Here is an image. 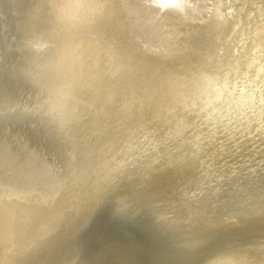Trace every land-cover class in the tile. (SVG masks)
I'll return each instance as SVG.
<instances>
[{
    "label": "rangeland",
    "instance_id": "obj_1",
    "mask_svg": "<svg viewBox=\"0 0 264 264\" xmlns=\"http://www.w3.org/2000/svg\"><path fill=\"white\" fill-rule=\"evenodd\" d=\"M66 1L0 0V264H220L225 256L221 264H249L250 259V264L253 259L264 264V0H236L233 11L229 0L203 2L207 8L199 24L190 27L193 31L184 25L181 31L185 40L194 33L187 50L193 47L195 65L183 88L173 92L168 88L172 78L150 73L168 54L160 49V40L147 36L152 26L146 25L144 2L129 5L130 15H120L125 21L117 16L124 25L117 21L116 43L109 44L88 34L86 39L84 31L76 30L74 11L82 0ZM179 1L171 5L180 13L204 5L199 0ZM243 37L245 44L237 51ZM121 44L145 49L143 55L154 63L128 60L120 54ZM107 51L116 53L118 60ZM95 58L103 62L97 64ZM77 65L82 72L74 71ZM99 65H106L103 71ZM107 71L109 75H103ZM70 85L92 91L75 87L78 93ZM72 96L77 100L68 99ZM101 96L107 97L109 104L102 98L110 108ZM97 99L108 113L102 107L98 111L101 103L92 101ZM91 106L103 117L91 109L92 116ZM117 111L125 117L120 120ZM64 177L72 180L71 186ZM105 215L119 222L117 231L98 227V218Z\"/></svg>",
    "mask_w": 264,
    "mask_h": 264
},
{
    "label": "bare ground",
    "instance_id": "obj_2",
    "mask_svg": "<svg viewBox=\"0 0 264 264\" xmlns=\"http://www.w3.org/2000/svg\"><path fill=\"white\" fill-rule=\"evenodd\" d=\"M69 1V0H68ZM68 1H66V2H68ZM74 1V0H73ZM72 1V2H73ZM154 1V0H153ZM153 1H151V0H148L146 3L147 4H149V6H151V8H153V10L152 11H148L149 13H147V14H149V15H147V16H149V18H148V22L149 23H151L152 22V25H150V26H152L151 27V30H150V33H151V35H147V31L145 32V34H143L144 36L145 35H147L148 37L149 36H152V38L151 39H153V40H151L150 39V41H154L155 39L156 40H160L162 43L161 44H163L162 45V47L160 48V49H162V51L164 50L167 54H168V56L166 57V56H164L163 58L161 57V56H163V55H161L160 57L161 58H159V60L158 61H160V64L158 65H154V68H155V70L154 71H152V72H150L151 74H154V75H156V74H158V75H160V76H166V77H170V80H171V78L174 80V82L171 80V82L169 83V86H168V88L170 89V90H172V92L174 91V90H178V88H180V87H182L184 84H186L187 83V81H188V76H189V73H190V70L192 69V67L195 65L194 64V60H196V59H193V57L191 58V55L193 54L194 55V53H192L190 50H192L193 49V47H192V49H190V50H187V48H189V46H188V41L190 40V38H191V36L194 34V33H192L191 35H189L188 37H187V40H185L184 38H183V35L181 34V31H182V28H183V30H184V25L185 26H187V28H190V27H192V28H194L195 27V25L196 24H199V18L202 16V14L205 12V10H206V8H207V4H204L203 2L205 1V0H199V3H203L204 5H202V8L200 9V5H199V9H195V8H188V10L186 11V13L184 12V10H182L181 11V13H180V10L178 11V10H176L172 5H171V3L172 4H175L174 3V0L172 1V2H170V4H168L167 2H161V1H158V0H156V2L154 3ZM170 1V0H169ZM177 1V0H176ZM182 1V0H181ZM186 1V0H185ZM188 2H192L193 0H187ZM208 1V0H207ZM49 2V1H48ZM81 2V6L78 8V9H76V11H74L75 13V16L77 15L78 16V18H77V22L75 23V27H76V30L78 29V31H84L85 33V35L83 34V33H81L80 35L82 36V34H83V36H85L86 37V34H88V35H91V36H96L97 38H99V40H103V41H105V42H109V44H110V42H112V43H116L115 41L117 40H115V38H116V36L115 35H117V33L115 34V32L118 30V28H117V26H116V28H117V30H116V28H115V24L116 23H118L120 20L121 21H125L124 19L122 20L120 17V15H122L123 13L124 14H129L130 15V13L129 12H127L126 10L130 7L129 5H131V6H134V7H136V4L134 3V0H82V1H80ZM178 2H180L179 0H178ZM177 2V3H178ZM194 2V1H193ZM197 2V1H196ZM59 3V2H58ZM130 3V4H129ZM181 3H183V2H181ZM198 3V4H199ZM49 4H50V2H49ZM52 4H53V2H52ZM55 5H56V3H54ZM70 3H68V5H69ZM73 4V3H72ZM187 4V3H186ZM185 4V5H186ZM193 4V3H192ZM191 4V5H192ZM74 5V4H73ZM126 5V9L124 10V9H122V8H124L123 6H125ZM176 5V4H175ZM181 5H184V4H181ZM180 5V6H181ZM189 5V4H188ZM60 6V5H59ZM178 6V5H177ZM194 6H197V5H194ZM193 6V7H194ZM55 7V6H54ZM65 7H67V6H65ZM71 7V6H70ZM78 7V6H77ZM76 6H75V8H77ZM133 7V8H134ZM184 7V6H183ZM190 7V6H189ZM192 7V6H191ZM60 8H61V6H60ZM69 8V7H68ZM74 8V9H75ZM176 8H178L179 9V7H176ZM181 8H182V6H181ZM185 8V7H184ZM183 8V9H184ZM197 8H198V6H197ZM141 10H139V12H140ZM53 12V11H52ZM64 12V11H63ZM139 12H137V14L139 13ZM50 13H51V11H50ZM163 14L162 16H157L158 14ZM191 13H193L192 15H191ZM52 14V13H51ZM73 14V15H74ZM55 15H58V14H55ZM68 15H70V13L68 14ZM72 15V14H71ZM70 15V16H71ZM128 15V16H129ZM140 15H143V14H141L140 13ZM146 15V14H145ZM145 15H144V18H145ZM51 16H54L53 14L51 15ZM117 16H119V18H120V20H118L119 18L117 17ZM146 16V17H147ZM151 16V17H150ZM62 17V16H61ZM124 16H122V18H123ZM127 17V16H126ZM132 17V16H131ZM141 17V16H140ZM143 17V16H142ZM53 18V17H52ZM60 18V17H59ZM69 18V17H68ZM71 18V17H70ZM72 18H75V17H72ZM127 18H129V20H130V17H127ZM138 18H139V14H138ZM55 19V18H54ZM53 19V20H54ZM57 19V18H56ZM65 20V19H64ZM135 20V19H134ZM142 20V19H141ZM140 20V21H141ZM144 20H146V18L144 19ZM144 20L142 21V22H144ZM58 21V20H57ZM74 21V20H73ZM118 21V22H117ZM120 21V22H121ZM126 21H127V19H126ZM132 21V20H131ZM136 21H138V19L136 20ZM135 21V22H136ZM54 22H55V20H54ZM53 22V23H54ZM66 22V21H65ZM119 22V23H120ZM133 22V21H132ZM132 22H130V23H132ZM139 22V21H138ZM146 22V21H145ZM52 23V24H53ZM67 23V22H66ZM118 23V24H119ZM127 23V22H126ZM129 23V22H128ZM134 23V22H133ZM132 23V24H133ZM216 23V22H215ZM58 24H59V22L57 23V27H58ZM121 24V26L122 25H124V23H120ZM67 25H68V23H67ZM72 25V24H71ZM127 25V24H126ZM131 25V24H130ZM134 25V24H133ZM53 26H54V24H53ZM119 26V25H118ZM129 26V25H128ZM207 26V25H206ZM60 27V26H59ZM70 27V25L67 27V29ZM140 27H142V28H144L145 30L146 29H148V28H146V26L144 25H141ZM54 28H56V25H55V27ZM65 28V27H64ZM73 28V27H72ZM72 28H71V30H72ZM120 28H122V27H119V30H120ZM128 28V27H127ZM130 28V27H129ZM128 28V29H129ZM60 29H62V28H60ZM59 29V30H60ZM123 29H125V27L123 28ZM191 29V28H190ZM189 29V30H190ZM56 30H58L57 28H56ZM58 30V31H59ZM66 30V29H65ZM64 30V31H65ZM127 30V29H126ZM130 30V29H129ZM143 30V29H142ZM186 30H188V29H186ZM64 31H63V33H64ZM69 31V30H68ZM67 31V32H68ZM72 31H74V29L72 30ZM185 31V30H184ZM191 31H193V29H191ZM55 32V31H54ZM57 32V31H56ZM66 32V31H65ZM76 32V31H75ZM124 32H126V31H124L123 30V32H122V34L121 35H123L124 34ZM194 32H196V31H194ZM202 32V31H201ZM74 33V32H73ZM79 33V32H78ZM197 33V32H196ZM59 34V33H58ZM68 35H70L69 34V32L67 33ZM77 34V33H76ZM76 34H75V36H76ZM118 34H120V33H118ZM129 34V33H128ZM184 34V33H183ZM188 34V33H187ZM65 35V34H64ZM120 35V36H121ZM124 35H127V33H125ZM123 35V36H124ZM130 35V34H129ZM81 36H78L77 35V37H80V39L82 38ZM119 36V37H120ZM146 36V37H147ZM201 36V35H200ZM61 37V36H60ZM67 37V36H66ZM65 37V38H66ZM72 37L74 38V36L72 35ZM71 37V38H72ZM115 37V38H114ZM118 37V38H119ZM125 37V36H124ZM127 37V36H126ZM125 37V38H126ZM129 37H131V36H129ZM145 37V38H146ZM147 37V38H148ZM203 37V36H202ZM58 39H59V37H57ZM121 38V37H120ZM125 38H123L124 40H125ZM132 38V37H131ZM194 38V37H193ZM201 38V37H200ZM70 39V38H69ZM76 39V38H75ZM78 39V38H77ZM86 39H87V37H86ZM122 39V40H123ZM61 40V39H60ZM67 39H65V41H66ZM79 40V39H78ZM82 40V39H81ZM84 40V39H83ZM96 40V39H95ZM144 40V39H143ZM155 40V41H156ZM185 40V41H184ZM199 40V39H198ZM64 41V40H63ZM71 41V40H70ZM76 41V40H75ZM84 41H87V40H84ZM92 41V40H91ZM133 41V40H132ZM148 41H149V39H148ZM150 41L148 42V43H150ZM209 41V40H208ZM67 42V41H66ZM80 42V41H79ZM88 42H90L89 40H88ZM87 42V43H88ZM93 42V41H92ZM129 42V41H128ZM135 42V41H134ZM134 42H132V43H134ZM141 43H142V41H140ZM157 42V41H156ZM190 42V41H189ZM55 43V42H54ZM59 43H60V41H59ZM59 43H58V45H59ZM68 43V42H67ZM71 43H73L72 41L70 42V44H68L69 46L71 45ZM78 43V42H77ZM76 43V44H77ZM81 43H84V42H81ZM87 43H84V44H87ZM106 43V45H108ZM120 43H122V41L120 42ZM127 43V42H126ZM140 43V44H141ZM156 44L155 42H152V44ZM158 43V42H157ZM181 43H183L184 45H185V47H183V45L181 44ZM201 43V42H200ZM64 43H62L61 45H63ZM66 44V43H65ZM75 44V45H76ZM125 44V43H124ZM123 44V45H124ZM152 44H150V45H152ZM202 44V43H201ZM58 45H57V47H58ZM60 45V46H61ZM67 45V44H66ZM73 45V44H72ZM74 45V46H75ZM101 45V44H100ZM113 45H115V44H113ZM122 45V44H121ZM122 45V46H123ZM126 45V44H125ZM125 45H124V47H125ZM198 45V44H197ZM205 45V44H204ZM54 46V45H53ZM77 47H76V50L77 49H79V47H78V45H76ZM81 46H83L82 44H81ZM84 46H86L85 48H88L87 47V45H84ZM93 46V45H92ZM110 46V45H109ZM111 46H112V44H111ZM117 46V45H116ZM127 46V45H126ZM137 46H139V45H137ZM136 46V47H137ZM146 46V45H145ZM149 46V45H148ZM159 46V45H158ZM157 45H156V47H158ZM65 47V46H64ZM68 47V46H67ZM66 47V48H67ZM98 47V46H97ZM105 47V46H104ZM113 47V46H112ZM115 47V46H114ZM113 47V48H114ZM119 47V46H118ZM130 47V46H129ZM150 48H151V46H149ZM149 47H148V49H149ZM69 48V47H68ZM72 48H73V46H72ZM81 48V47H80ZM92 48V47H91ZM95 48V47H94ZM116 48V47H115ZM114 48V49H115ZM121 48V47H120ZM119 48V49H120ZM132 48V47H131ZM153 48V47H152ZM191 48V47H190ZM70 49V48H69ZM68 49V50H69ZM93 49V48H92ZM92 49H90V51L92 50ZM105 49V48H104ZM107 49V48H106ZM118 49V50H119ZM134 49H135V47H134ZM141 49V48H140ZM144 49V48H143ZM148 49H147V51H148ZM166 49V50H165ZM62 51H63V49H61ZM61 50H59V51H61ZM66 49H64V51H65ZM71 50V49H70ZM73 50H75V49H73ZM76 50H75V52H76ZM142 50V49H141ZM145 50V49H144ZM144 50H143V53H144ZM158 50V49H157ZM53 51H54V49H53ZM57 51V50H56ZM67 51V50H66ZM80 50H78L77 52H79ZM89 51V50H88ZM115 51V50H114ZM134 51V50H133ZM70 52V51H69ZM80 52H82V50L80 51ZM94 52V51H93ZM104 51L103 50H99V54L102 56L104 53H103ZM106 52V51H105ZM108 52V51H107ZM119 52V51H118ZM117 52V53H118ZM150 51H148V53H149ZM155 51H153V53H154ZM159 52V51H158ZM68 53V52H67ZM83 53H84V51H83ZM91 53V52H90ZM96 53V52H95ZM103 53V54H102ZM113 55H114V57H116V59L118 60V58H117V55H116V53H113V52H111ZM110 52H108V54H111ZM163 53V52H162ZM72 54V53H71ZM73 54H74V56H75V53L73 52ZM78 54V53H77ZM88 54V53H87ZM107 54V55H108ZM111 54V55H112ZM121 54V53H120ZM152 54V53H151ZM161 54V53H160ZM159 54V55H160ZM165 54V53H164ZM93 55V54H92ZM92 55H90L89 54V56H92ZM146 55V54H145ZM192 55V56H193ZM54 56V55H53ZM70 56V55H69ZM73 56V57H74ZM78 56V55H77ZM104 56V55H103ZM105 56H106V54H105ZM104 56V57H105ZM149 56V55H148ZM155 56H156V53H155ZM55 57V56H54ZM64 57V56H63ZM73 57H70L71 59L73 58ZM94 57H97V55L95 54V56ZM113 57V56H112ZM168 58L169 57V60H165L166 58ZM201 57V56H200ZM92 58V57H91ZM106 58H107V56H106ZM110 58V57H109ZM121 58V57H120ZM126 58V57H125ZM155 58V57H154ZM58 59V58H57ZM68 59H69V57H68ZM96 59V58H95ZM102 59V58H101ZM108 59V58H107ZM112 59V58H111ZM132 59H133V57H132ZM152 59V58H151ZM78 60V59H77ZM76 60V61H77ZM91 61V59L89 58V60L88 59H86L85 58V61ZM93 60V59H92ZM105 60V59H104ZM126 60V59H125ZM125 60L124 61H121V62H125ZM128 60H130L129 58H128ZM128 60H126V61H128ZM153 60V59H152ZM63 61V60H62ZM84 61V62H85ZM101 60H99V62H100ZM109 61V60H108ZM108 61H106L107 63H109ZM116 61V60H115ZM135 61V60H134ZM137 61V60H136ZM157 61V62H158ZM187 61V62H186ZM68 62V61H67ZM70 62V61H69ZM98 62V59H96V63ZM98 62V63H99ZM101 62H103V61H101ZM106 62H104L105 64H106ZM129 62V61H128ZM128 62H126V63H128ZM132 62V61H131ZM131 62H129V63H131ZM140 62V61H139ZM156 62V61H155ZM57 65H58V63L57 62H55ZM54 63V64H55ZM61 64L60 65H62V62H60ZM63 63H66L65 61L63 62ZM86 63V62H85ZM92 63V62H91ZM96 63H94V66L93 67H96L95 66V64ZM97 63V64H98ZM128 63V64H129ZM133 63V62H132ZM131 63V64H132ZM137 63H138V61H137ZM69 64V63H68ZM71 64H72V62H71ZM89 64H90V62H89ZM101 64H103V63H101ZM123 64V63H122ZM133 64H135V63H133ZM64 65V64H63ZM66 65V64H65ZM73 65H74V62H73ZM86 65H87V63H86ZM86 65H83V66H86ZM104 65V64H103ZM109 65V64H108ZM113 65V64H112ZM116 65H117V63H116ZM55 66V65H54ZM53 66V67H54ZM68 66V65H67ZM90 67H91V64L89 65ZM98 66V65H97ZM99 66H101V65H99ZM106 66V65H105ZM105 66H101L103 69L102 70H100V71H103L104 70V68H105ZM139 66H140V64H139ZM143 66V65H142ZM79 67H81V66H79ZM79 67H78V65L76 66V69L74 70V71H78L79 73H80V71H81V69H80V71H79ZM87 67V66H86ZM126 67V66H125ZM150 67V66H149ZM60 68V67H59ZM66 68V67H65ZM70 68L72 69V67L70 66ZM109 68H110V66H109ZM116 68V67H115ZM118 68V67H117ZM142 68V67H141ZM146 68V67H145ZM56 69H57V67H56ZM56 69H55V71H56ZM62 69H64V67L62 68ZM62 69H61V72H62ZM69 69V68H68ZM71 69H70V71H71ZM99 69H101V68H99ZM98 69V70H99ZM111 69H114V67L113 68H111ZM134 69V68H133ZM153 69V68H152ZM95 70V69H94ZM97 70V69H96ZM95 70V71H96ZM60 71V70H59ZM65 71H66V69H65ZM74 71H71V73L72 72H74ZM94 71V72H95ZM114 71V70H113ZM112 71V72H113ZM53 72H54V69H53ZM60 72V73H61ZM82 72V71H81ZM90 72V71H89ZM92 72H93V70H92ZM94 72L92 73V76H93V74H94ZM96 72H98V71H96ZM106 72V71H105ZM104 72V74L103 75H105V74H107V75H109L108 74V71H107V73H105ZM111 71H110V73H112ZM123 72V71H122ZM64 73V72H63ZM69 73V72H68ZM84 73L86 74V72L84 71ZM88 73V72H87ZM142 73V72H141ZM66 74H67V71H66ZM84 74V75H85ZM89 74V73H88ZM88 74H86V75H88ZM113 74V73H112ZM127 74V73H126ZM57 75H59L58 73H57ZM62 75V74H61ZM83 75V74H82ZM90 75V74H89ZM63 76H65L66 77V75H63ZM70 76H73L72 74L70 75ZM69 75H68V77H70ZM78 76V75H77ZM95 77H97V75H94ZM99 76V75H98ZM124 76V75H123ZM151 76V75H150ZM149 76V77H150ZM68 77H66V79L68 78ZM74 78H75V76H73ZM80 77V76H79ZM89 77H91V76H89ZM88 77V78H89ZM95 77L93 78V80H95ZM114 77V76H113ZM55 78H57V76H55ZM64 78V77H63ZM62 78V76H61V80L63 79ZM70 78H72V77H70ZM78 78V77H77ZM76 78V79H77ZM146 78V77H145ZM154 78H156V76H154ZM82 79H86V77H84V78H82ZM82 79H80L79 78V80H81L82 81ZM101 78L99 77V79H97V81L98 80H100ZM104 78H102V80H100V84L101 85H103L101 82L103 81V82H105L104 80H103ZM125 79V78H124ZM148 79H151V77L150 78H148ZM157 79V78H156ZM159 79V78H158ZM58 80H60V78L58 77ZM60 80V81H61ZM68 80V79H67ZM72 80V79H71ZM87 80V79H86ZM111 80V79H110ZM118 80V79H117ZM136 80V79H135ZM169 80V81H170ZM70 81V80H69ZM76 80L74 79L71 83H72V86L74 85L73 84V82H75ZM81 81H78V82H81ZM88 81H89V79H88ZM88 81H83L82 83L84 84L85 82H87L88 83ZM92 81V80H91ZM158 81V80H157ZM62 82V81H61ZM77 82V83H78ZM116 82V81H115ZM145 82H148V81H145ZM162 82V81H161ZM68 83V82H67ZM70 83V84H71ZM82 83H80V85L82 84ZM86 83V84H87ZM90 83V82H89ZM149 83H150V80H149ZM85 84V85H86ZM90 84H92L90 87L92 88H95L96 89V87L97 88H99L100 89V85L98 86H96L95 84H93V83H90ZM167 84V83H166ZM84 85V86H85ZM116 85V84H115ZM126 85V84H125ZM146 85V84H145ZM161 85V84H160ZM60 86H61V84H60ZM68 86V85H67ZM72 86L70 85V88L71 89H73V88H75V87H77V86H75V87H73L72 88ZM95 86V87H94ZM103 86H105V87H103L104 89H103V91L106 89V85H103ZM123 86V85H122ZM151 86V85H150ZM143 87H144V85H143ZM163 87V86H162ZM66 88V87H65ZM77 88H82V89H80V90H82V92L84 91V89L85 88H87V90L88 89H91V88H89V87H82V86H80V87H77ZM77 88H75L76 90H77ZM152 88H153V86H152ZM151 88V89H152ZM183 88V87H182ZM63 89H64V87H63ZM69 89V88H68ZM75 89H73V90H75ZM99 89H97L96 91V93H99V96L101 95V94H103V93H101L100 94V92H99ZM110 89V88H109ZM145 89V88H144ZM72 90V91H73ZM75 90V91H76ZM107 90V89H106ZM105 90V91H106ZM146 90V89H145ZM153 90V89H152ZM182 90V89H181ZM65 91V90H64ZM66 91H68V92H71V90L69 91V90H67L66 89ZM73 92V94L74 93H76V92ZM78 91V90H77ZM91 91H92V89H91ZM94 91V90H93ZM149 92H151L150 90H148ZM158 91V90H157ZM82 92L80 91V94H82ZM84 92H86V89H85V91ZM108 92V91H107ZM141 92V91H140ZM154 92V91H153ZM152 92V93H153ZM78 93H79V91H78ZM90 93V92H89ZM93 94L95 93V92H92ZM92 93H90V94H92ZM96 93L94 94L95 96H96ZM145 92L143 91V94H144ZM182 93V92H181ZM65 94V93H64ZM69 94V93H68ZM67 94V95H68ZM85 94V93H84ZM88 94V92L85 94V96ZM104 94H105V92H104ZM107 94V93H106ZM105 94V95H106ZM122 94H124V93H122ZM149 94V93H148ZM156 94V93H155ZM162 94V93H161ZM70 95V94H69ZM89 95V94H88ZM88 95L86 96V97H88ZM92 96V98L94 97V99L96 100V98H95V96ZM113 95V94H112ZM133 95V94H132ZM136 95V94H135ZM146 95V94H145ZM175 95V94H174ZM181 95V94H180ZM65 96H66V94H65ZM81 96V95H80ZM84 96V97H85ZM99 96L97 95L96 97H98L99 98ZM149 96V95H148ZM147 96V97H148ZM150 96H152V95H150ZM149 96V97H150ZM182 96V95H181ZM83 97V96H82ZM81 97V98H82ZM102 97H104V96H101L100 98H102ZM107 97H109L108 95H107ZM107 97L105 96L104 98V100H106L107 99ZM143 97H144V95H143ZM159 97V96H158ZM166 97V96H165ZM173 97V96H172ZM66 98H67V96H66ZM69 98H73V100L74 99H76L77 100V98H75V96H72V97H68V99ZM80 98V97H79ZM91 98V99H92ZM112 98H114V97H112ZM130 98V97H129ZM146 98V97H145ZM160 98H161V96H160ZM171 98V97H170ZM83 99V98H82ZM81 99V100H82ZM89 99V98H88ZM140 99H141V96H140ZM152 99V98H151ZM150 99V100H151ZM79 100V99H78ZM84 100H85V98H84ZM95 100H92L93 101V103H94V105H96L97 103H98V99H97V101H95ZM102 100H103V98H102ZM103 100V101H104ZM148 100V99H147ZM153 100V99H152ZM151 100V101H152ZM172 100V99H171ZM70 101H72V100H70ZM80 101V100H79ZM88 101H90L91 102V104H92V101L91 100H88ZM101 101V100H100ZM99 101V102H100ZM133 101V100H132ZM145 101V100H144ZM166 101H167V99H166ZM74 103H76L75 101H73ZM86 102H87V100H86ZM127 102V101H126ZM131 102V101H130ZM143 102V101H142ZM147 102H150V101H147ZM169 102V101H168ZM171 102V101H170ZM73 103V104H74ZM81 103V102H80ZM101 104H97L96 106H98L99 105V109H98V111L101 109L100 107H102L103 108V106H102V102H100ZM104 103H105V101H104ZM110 102H108V99H107V104H109ZM145 103H146V101H145ZM145 103H144V105H145ZM166 104H168L167 102H165ZM174 103H175V101H174ZM79 104V103H78ZM88 104H89V102H88ZM161 104V103H160ZM178 104H180V102L178 103ZM74 105H77V104H74ZM73 105V106H74ZM79 105H83L82 103L81 104H79ZM84 105H86V104H84ZM83 105V106H84ZM93 105V106H94ZM119 105V104H118ZM175 105V104H174ZM181 105V104H180ZM179 105V106H180ZM87 106H89V105H87ZM87 106H86V108H87ZM105 107H107L106 106V103H105V105H104ZM110 106L111 105H109L108 107L110 108ZM117 106V105H116ZM122 106V105H121ZM127 106V105H126ZM163 106V105H162ZM161 106V107H162ZM178 106V107H179ZM77 107V109L75 108V106H74V109H76L77 111H79V109H80V107H78V106H76ZM85 107V106H84ZM125 107V106H124ZM175 107V106H174ZM174 107H173V109H174ZM181 107V106H180ZM180 107H179V109H180ZM89 108V107H88ZM87 108V109H88ZM93 108H95V107H93ZM92 108V106H91V108L89 109V111H91V109H93ZM109 108L107 109V110H105L104 108H103V110L106 112V113H108L109 111ZM122 108V107H121ZM157 108V107H156ZM160 108V107H159ZM164 108V107H163ZM168 108H171V107H169L168 106ZM84 109V108H83ZM96 109V108H95ZM112 109V108H111ZM110 109V110H111ZM114 109V108H113ZM117 109V108H116ZM165 109V108H164ZM126 110H127V108H126ZM125 110V111H126ZM160 109H158V111H159ZM167 111L169 110V109H166ZM177 110V109H176ZM176 110L174 109V111H175V113H176ZM93 111H95V112H97L98 114H101V113H99L98 111H96V110H94L93 109ZM102 111V110H101ZM100 111V112H101ZM108 111V112H107ZM112 111V110H111ZM110 111V112H111ZM120 111H124V110H120ZM163 111V110H162ZM162 111L159 113V115L162 113ZM166 111V112H167ZM179 111V110H178ZM85 112V110L83 111V113ZM103 112V111H102ZM118 112V111H117ZM86 113V115H87V112H85ZM93 112L91 111V114H92ZM119 113L120 112H118V115H119ZM126 113V112H125ZM181 113V112H180ZM111 114V113H110ZM109 114V115H110ZM115 114V113H114ZM173 114H174V112H173ZM172 114V115H173ZM90 115V114H89ZM89 115L87 116V119H89ZM95 115V113L94 114H92V116H94ZM97 115V114H96ZM102 116L101 117H103V113L101 114ZM109 115H105V118H106V116H109ZM113 115V114H112ZM117 115V116H118ZM162 115V114H161ZM163 115H164V113H163ZM164 116H166V113H165V115ZM164 116H162V117H164ZM168 117L169 116H171V115H167ZM166 116V117H167ZM177 116V115H176ZM179 116L182 118V115H179V113H178V117L177 118H179ZM100 117V116H99ZM99 117L97 116V120H98V122L100 121L99 120ZM115 117H116V115H115ZM120 117H123L122 116V114L121 115H119V119H120ZM125 117V116H124ZM123 117V118H124ZM157 117V116H156ZM160 117V116H159ZM158 117V118H159ZM94 118H95V120H94ZM94 118H91V121H92V119L94 120V121H96V117H94ZM110 118V117H109ZM116 118H118V117H116ZM115 118V119H116ZM152 118V117H151ZM165 118V117H164ZM170 118V117H169ZM172 118H173V116H172ZM174 118H176V117H174ZM118 119V120H119ZM162 119V118H161ZM171 119V118H170ZM170 119H168L169 121H172V120H170ZM102 120V119H101ZM107 120H109V119H107ZM121 120V119H120ZM123 120V119H122ZM167 120V118L165 119V121L167 122L168 121ZM174 120V119H173ZM178 120V119H177ZM177 120H176V122H177ZM182 120V119H181ZM180 120V121H181ZM114 121V120H113ZM117 121V120H116ZM102 122H104V121H102ZM164 122V121H163ZM175 122V121H174ZM176 122H175V124H176ZM179 122V121H178ZM92 123V122H91ZM93 123H95V122H93ZM92 123V125H94ZM100 123V122H99ZM99 123H97L96 122V125L97 124H99ZM105 123H106V121H105ZM104 123V124H105ZM115 124H116V122H114ZM151 123V122H150ZM149 123V124H150ZM101 124V123H100ZM120 124H121V122H120ZM148 124V125H149ZM158 124V123H157ZM168 123H166V125H167ZM86 125V124H85ZM90 125V124H89ZM103 125V124H102ZM125 125V124H124ZM153 125V124H152ZM158 125H160V124H158ZM165 125V124H164ZM88 126V125H87ZM121 126V125H120ZM123 126V125H122ZM161 126V125H160ZM173 126V125H172ZM174 126H176V125H174ZM173 126V127H174ZM179 126V125H178ZM90 127H92V126H90ZM104 127V126H103ZM117 127V126H116ZM155 127V126H154ZM162 128H163V125L161 126ZM161 127H160V131H162L161 130ZM85 128H86V126H85ZM101 128V127H100ZM157 128V127H156ZM166 128V127H165ZM87 129H92V128H89V127H87ZM98 129V128H97ZM167 129V128H166ZM118 130V129H117ZM120 130V129H119ZM118 130V131H119ZM147 130H150V129H147ZM156 130H159V128L158 129H155V131ZM172 130V129H171ZM80 131V130H79ZM92 130H90V132H91ZM117 131V132H118ZM146 131V130H145ZM153 131H154V129H153ZM154 131V132H155ZM172 131H174V130H172ZM88 132V131H87ZM89 132V133H90ZM93 132V131H92ZM91 132V133H92ZM96 132H99V131H96ZM96 132H95V134H96ZM157 132V131H156ZM155 132V133H156ZM167 132V131H166ZM169 132H170V130H169ZM86 133V132H85ZM90 133V134H91ZM147 133V132H146ZM160 133V132H159ZM162 133H163V131H162ZM171 133V132H170ZM99 134V133H98ZM106 134V133H105ZM164 134V133H163ZM102 135H103V133H102ZM108 135V134H107ZM106 135V136H107ZM158 135V134H157ZM160 135V134H159ZM171 135V134H170ZM87 136V135H86ZM93 136V135H92ZM95 136V135H94ZM105 136V135H104ZM161 136H162V134H161ZM165 136V135H164ZM164 136H162V137H164ZM167 136V135H166ZM81 137V136H80ZM90 137V136H89ZM81 138H83V137H81ZM81 138H80V140H81ZM86 138V137H85ZM92 138V137H91ZM97 138H101V135H100V137H97ZM103 138V137H102ZM102 138H101V140H102ZM161 138V137H160ZM93 139V138H92ZM109 139V138H108ZM163 139V138H162ZM161 139V140H162ZM74 140V139H73ZM75 140H77V139H75ZM106 140H107V137H106ZM78 141V140H77ZM77 141H75V142H77ZM82 141H84V140H82ZM100 140L98 139V142H99ZM67 142V141H66ZM85 142H86V140H85ZM90 142V141H89ZM98 142L97 143H95V144H97L98 146L101 144V143H99L98 144ZM103 142V141H102ZM72 143V142H71ZM74 143V142H73ZM90 143H92V141L90 142ZM89 143V144H90ZM94 143H93V145H94ZM104 143V142H103ZM75 144V143H74ZM73 144V145H74ZM79 144H80V142H79ZM92 145V144H91ZM104 145V144H103ZM67 146V145H66ZM79 146V145H78ZM77 146V147H78ZM81 146V145H80ZM71 147V146H70ZM76 147V146H75ZM85 147V146H84ZM90 147V146H89ZM59 148V147H58ZM100 149H102L103 147H101V145H100V147H99ZM263 148V147H262ZM74 149V148H73ZM82 149V148H81ZM92 149V148H91ZM78 150V149H77ZM83 150V149H82ZM103 150V149H102ZM261 150V149H260ZM260 150H258L259 152H261ZM86 151V150H85ZM255 151V150H254ZM82 152V151H81ZM90 152V151H89ZM256 152L257 151H255L254 153L256 154ZM258 152V153H259ZM79 153V152H78ZM87 153V152H86ZM90 154V153H89ZM264 154V153H263ZM66 155V154H65ZM68 155V154H67ZM83 155H84V153H83ZM91 155V154H90ZM90 155H88V156H90ZM63 157V156H62ZM66 158V157H65ZM85 158V157H84ZM91 159V157H88V159ZM94 158V157H93ZM68 159H69V157H68ZM68 159H66V160H68ZM87 159V158H86ZM87 159V160H88ZM80 160H81V158H80ZM81 161H83V159L81 160ZM68 163H69V160L67 161ZM86 162V161H85ZM84 162V163H85ZM88 162V161H87ZM79 163V162H78ZM77 163V164H78ZM81 163H83V162H81ZM59 164V163H58ZM80 164V163H79ZM77 165V168L81 165ZM86 164V163H85ZM61 165H62V163H61ZM84 165V164H83ZM60 167V166H59ZM63 167V166H62ZM72 168L74 167L73 165L71 166ZM70 167V168H71ZM71 168V169H72ZM75 168V167H74ZM82 168V167H81ZM76 169V168H75ZM74 169V170H75ZM79 169H80V167H79ZM255 169V168H254ZM62 170V169H61ZM67 171V170H66ZM251 171V170H250ZM68 172V171H67ZM79 172V171H78ZM80 172H83L82 170L80 171ZM256 172V171H255ZM71 173H72V171H71ZM81 174V173H80ZM75 175H76V172H75ZM78 176V175H77ZM82 175H80L79 177H81ZM58 178V177H57ZM68 179H70L69 177H67ZM73 178H75V177H73ZM64 179H66L65 177H64ZM68 179H66V180H68ZM79 179V178H78ZM63 180V179H62ZM250 180V179H249ZM249 180H247V181H249ZM70 181H72L71 179L68 181V183L70 182ZM76 183V182H75ZM70 184V183H69ZM73 185H74V182L72 183ZM68 185V184H67ZM70 186H71V184H70ZM70 186H69V188H70ZM71 189V188H70ZM69 189V190H70ZM245 193V192H244ZM244 195H246V194H244ZM66 196V195H65ZM64 196V197H65ZM63 198V197H62ZM66 199V198H65ZM253 205L254 204H252V207H253ZM20 206V205H19ZM57 206V205H56ZM264 206V205H263ZM58 207V206H57ZM56 207V208H57ZM250 207V206H249ZM25 208V207H24ZM30 208V207H29ZM68 208V207H67ZM247 208V207H246ZM262 208V207H261ZM264 208V207H263ZM262 208V210L264 211V209ZM65 209V208H64ZM15 210V209H14ZM241 210V209H240ZM258 210V209H257ZM261 210V209H260ZM22 211V210H21ZM32 211V210H31ZM40 211V210H39ZM239 211V210H238ZM247 211V210H246ZM16 212V211H15ZM241 212V211H240ZM256 212V211H255ZM260 212V211H259ZM239 213V212H238ZM253 214H254V212H252ZM25 214V213H24ZM51 214V213H50ZM233 214V213H232ZM17 215V214H16ZM39 215V214H38ZM45 215V214H44ZM42 216V215H41ZM40 216V217H41ZM46 216V215H45ZM44 216V217H45ZM50 216H52V215H50ZM264 216V215H263ZM236 217V216H235ZM50 218V217H49ZM231 219V218H230ZM8 220H9V218H8ZM20 220H22V219H20ZM38 220V219H37ZM44 220V219H43ZM244 220V219H243ZM15 221V220H14ZM24 221V220H23ZM26 221V220H25ZM248 221V220H247ZM250 221V220H249ZM13 222V221H12ZM246 222V221H245ZM7 223V222H6ZM11 223V222H10ZM23 223V222H22ZM9 225V224H8ZM50 226V225H49ZM26 228V227H25ZM4 229H6V228H4ZM44 229V228H43ZM9 230V229H8ZM1 233V232H0ZM5 235V234H4ZM16 235V234H15ZM7 236V235H6ZM21 240V239H20ZM25 240V239H24ZM15 241V240H14ZM6 242V241H5ZM8 245V244H7ZM1 246V245H0ZM2 246H4V245H2ZM9 247V246H8ZM5 251V250H4ZM258 251V250H257ZM255 252V251H254ZM262 252H263V249H262ZM256 254H257V252H255ZM252 254H254V253H252ZM258 254H259V252H258ZM264 254V253H263ZM249 255V254H248ZM260 255H262V253L261 254H259V256ZM229 256V255H228ZM250 256V255H249ZM264 256V255H263ZM225 257H227V256H225ZM225 257H223V258H221V262L223 261V260H225L224 258ZM232 257V256H231ZM231 257H229V259L231 258ZM252 257V256H251ZM228 258V257H227ZM226 258V259H227ZM234 259L233 260H236L235 258H237V257H233ZM253 258H255V257H253ZM259 258V257H258ZM223 259V260H222ZM244 259H246V257H244ZM244 259H242V260H244ZM248 259H249V257H248ZM257 259V258H256ZM239 259H237V261H238ZM258 260V259H257ZM226 261H228V260H226ZM226 261H224V263H226ZM230 261V262H229ZM228 262L230 263V264H232L231 263V260H229ZM252 261H254L253 262V264L255 263V264H257L255 261L256 260H252ZM220 262V261H219ZM221 262H220V264H221ZM234 262V261H233ZM248 262V261H247ZM250 263H251V259H250V261H249ZM262 262V261H261ZM223 263V264H224ZM235 263V262H234ZM233 263V264H234ZM249 263V264H250ZM2 264V263H1ZM238 264V263H237ZM240 264V263H239ZM242 264H243V262H242ZM246 264V263H245ZM258 264H260V262L258 263Z\"/></svg>",
    "mask_w": 264,
    "mask_h": 264
},
{
    "label": "water",
    "instance_id": "obj_3",
    "mask_svg": "<svg viewBox=\"0 0 264 264\" xmlns=\"http://www.w3.org/2000/svg\"><path fill=\"white\" fill-rule=\"evenodd\" d=\"M142 1L144 3H140V5L142 6V8L145 10V11H152L153 8H151V6H149V4H147L146 2L148 0H134V3L138 6L139 2ZM236 2V0H229V3H228V8L229 10L233 11V8H234V3ZM261 8V7H260ZM163 14H158L157 16H162ZM146 25H152V22L151 23H146ZM245 41H246V38H241L240 41L238 42V45L236 47V50H241L243 45L245 44ZM0 50L1 47H0ZM123 52L121 53L123 55V57H135L136 60L138 61H144V62H152L150 61L149 59L147 58H150L148 56H146L145 54L143 55V52L142 51H138V50H132L130 48H126L123 46L122 48ZM160 51V50H158ZM142 53V54H141ZM147 57V58H146ZM151 59V58H150ZM147 60V61H146ZM125 63V62H124ZM154 63V62H152ZM156 64V63H155ZM98 227H103L104 229H107V230H110V231H117L118 228L120 227V224L119 222H117V220H114L113 218L105 215V216H102L100 218H98Z\"/></svg>",
    "mask_w": 264,
    "mask_h": 264
}]
</instances>
